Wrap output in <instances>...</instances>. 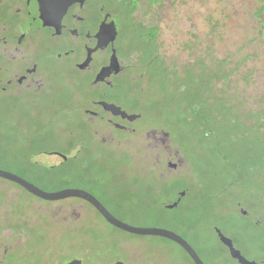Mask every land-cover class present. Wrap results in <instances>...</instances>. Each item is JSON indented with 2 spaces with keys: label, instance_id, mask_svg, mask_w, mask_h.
I'll use <instances>...</instances> for the list:
<instances>
[{
  "label": "rangeland",
  "instance_id": "rangeland-1",
  "mask_svg": "<svg viewBox=\"0 0 264 264\" xmlns=\"http://www.w3.org/2000/svg\"><path fill=\"white\" fill-rule=\"evenodd\" d=\"M137 1L133 17L150 27L147 40L152 41L145 78L138 81L146 92L132 100L120 92H94L87 76L65 59L51 57L50 95L36 105L0 91V170L48 193L86 191L132 226L174 231L180 224L177 234L205 264H264V230L251 227L264 218V171L228 190L244 204L239 211L247 218L238 215L232 198L222 192L230 178L214 173L228 166L224 155L243 152L247 157L253 152L255 136L231 132L230 139L237 141L227 142L220 153L213 148L215 141L200 143L197 129L182 127L181 117L187 115L178 104L172 114L176 137L162 122L167 91L174 84L160 72L163 61L168 70H181L197 60L212 66V58L226 59L229 78L218 81L215 89L229 102L238 101L243 112L264 109V0ZM110 5L120 41L133 29L124 26L127 9ZM140 55L138 49L127 55L126 64L135 68L126 75L137 76ZM159 126L168 132L146 130ZM47 134L56 140L39 142L38 147L64 149L70 142L77 143L74 153H83L63 175L26 168L28 160L49 167L62 162L64 157L56 153L28 158L35 148L30 141ZM0 240L13 246L10 264H63L74 256L85 264H192L175 243L119 230L79 198L44 201L2 178ZM94 252L97 259L91 256Z\"/></svg>",
  "mask_w": 264,
  "mask_h": 264
},
{
  "label": "flooded vegetation",
  "instance_id": "flooded-vegetation-1",
  "mask_svg": "<svg viewBox=\"0 0 264 264\" xmlns=\"http://www.w3.org/2000/svg\"><path fill=\"white\" fill-rule=\"evenodd\" d=\"M110 1L0 0V91L14 100L36 105L41 97L50 95L51 57L65 59L87 76L94 92L113 91L132 68L119 49ZM103 24L108 33L101 41L98 35ZM112 25L116 36L106 44ZM114 55L117 65L114 62L110 67ZM86 60L87 65L81 68ZM103 68L109 71L98 78ZM12 250V244L0 240V264H10ZM91 256L97 259L99 255L96 252ZM73 260L85 264L79 256L63 264Z\"/></svg>",
  "mask_w": 264,
  "mask_h": 264
},
{
  "label": "trees",
  "instance_id": "trees-1",
  "mask_svg": "<svg viewBox=\"0 0 264 264\" xmlns=\"http://www.w3.org/2000/svg\"><path fill=\"white\" fill-rule=\"evenodd\" d=\"M137 2V0L110 1L111 4L116 3L117 10L119 11L127 9L124 26L129 31H131L130 29H133L131 35L128 34L121 37V40L119 41L120 51L127 56L130 55L133 49L141 50L140 57L142 61L137 62V68L140 69V71L136 77H132L134 76L133 73L128 74L126 79L119 81L115 85L113 91L108 90L104 93L116 94L120 92L128 100H132L135 95L141 97L146 92V88L142 87L138 81L145 78L146 73L144 74V69L146 67V58L148 57V52L152 44L151 40H147L149 34H147L146 30L150 29V27H147L133 17V11L136 8ZM133 19L136 21L134 22ZM151 58L155 61L157 56H151ZM226 61V59L212 58V66H205L203 60H197L194 64L185 65L181 70L178 68L177 70H171L170 68L168 70V65L164 63V61L161 62L160 72L161 74H167L164 76L165 81L167 79L168 82L171 81L174 84V88H168L167 91L168 97L166 98L169 103L168 106L166 105L165 119H162V122L164 125L166 124L168 129H170L169 131H173L176 135V127L173 125L175 120L173 121L172 114L177 113L175 107L178 104L182 105L181 110L187 115L181 117L182 127L185 129L191 128L192 130L194 128L197 129L199 142H211L212 145L216 142L213 148L220 149V153H222V149H226L227 142L233 144L237 141L234 142V140L230 139L229 133L231 132L234 133L233 136H237L239 133L242 134L243 132L249 136H255L256 141L253 146V152L250 151L249 153L248 151L249 154H247V157H244L242 155L243 152L239 153L240 149H237L239 154L235 157L231 154L228 156L224 155L222 160L226 161L228 166L226 165L225 167H222V171L214 172L219 175V178H224L225 180L230 178V182L226 183L222 192L227 193V199L231 200L232 198L238 215L242 218H247L249 215H245L243 212L239 211L244 204H239V202L235 200V195H231L228 190L233 189L235 184L240 186L244 184V182L249 181L257 170L262 169V171H264V109L258 108L252 111L243 112L238 105V101H236V103L229 102L223 92L215 89L218 81L229 78L231 70L224 67ZM197 64H202V68L198 69L196 67ZM129 66H131L132 69L135 68L133 65ZM169 74H172L173 78H170ZM83 123L91 129V126L87 122ZM164 127H148L146 130L159 129L162 132H168V129ZM169 136L171 137L170 133ZM55 137L56 136L53 134H47V137L44 136L42 138L32 139L30 142L35 145V148L32 147L30 149L28 152V158L31 159L33 156L39 154L56 153L64 157L62 162L49 167L28 160L26 164L28 167L26 168L32 171L40 170L45 175L47 173L63 175L65 171L68 170V167H75V164L78 163L80 156L83 154L81 151L74 153L77 143L67 142L68 146L64 149L48 148L47 145L50 144L38 147V144H40L39 142L49 140L50 138L56 140ZM176 137L178 136L176 135ZM62 138L65 141V137L63 136ZM220 138L224 139V143H222ZM59 139L61 138L58 137L57 140ZM80 143L81 142H78V144ZM261 179H264V177L262 176ZM219 181L224 182L222 180ZM248 203L249 206H251V203ZM251 207L254 208V206ZM251 225L252 229L256 232L264 230V218H262L261 221L254 220ZM179 229H181V225L176 224L173 230L178 233L177 231H179ZM93 254L96 253L94 252ZM191 263L193 264L192 261Z\"/></svg>",
  "mask_w": 264,
  "mask_h": 264
},
{
  "label": "water",
  "instance_id": "water-1",
  "mask_svg": "<svg viewBox=\"0 0 264 264\" xmlns=\"http://www.w3.org/2000/svg\"><path fill=\"white\" fill-rule=\"evenodd\" d=\"M105 26L106 25H104V27L101 29L98 35V38L101 41L103 40V36L105 35V33L106 32L108 33L107 27ZM110 34H111V38L105 42L106 44L112 42L116 36V29L114 25H112V27L110 28ZM114 62L116 63L115 55L113 56L111 60L110 67L113 65ZM87 63H88V60H86L82 64L81 68L87 65ZM108 71H109L108 68H103L98 78ZM0 178L19 185L24 190H26L29 194L41 200H44V201H59V200L67 199V198H79L87 202L88 204H90L103 217V219L111 226L119 230H122L126 233L133 234V235L155 236V237H160V238H164L169 241H172L173 243L177 244L179 247H181L184 250V252L189 256L193 264H205L202 261V259L199 257L197 252L193 249V247L185 239L179 236L176 232L172 230L162 229V228L136 227V226H132L127 223H124L120 221L119 219H117L114 215H112L93 195H91L90 193L86 191L76 190V189H67V190H62L59 192L48 193V192H45L39 189L38 187L26 181L25 179L19 177L18 175H15V174L3 171V170H0ZM68 264H80V263L78 260H73ZM114 264H126V263L117 261Z\"/></svg>",
  "mask_w": 264,
  "mask_h": 264
}]
</instances>
